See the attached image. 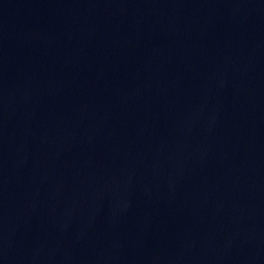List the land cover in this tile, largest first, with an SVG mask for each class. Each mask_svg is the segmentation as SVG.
I'll use <instances>...</instances> for the list:
<instances>
[{
  "label": "water",
  "instance_id": "water-1",
  "mask_svg": "<svg viewBox=\"0 0 264 264\" xmlns=\"http://www.w3.org/2000/svg\"><path fill=\"white\" fill-rule=\"evenodd\" d=\"M0 264H264V0H0Z\"/></svg>",
  "mask_w": 264,
  "mask_h": 264
}]
</instances>
